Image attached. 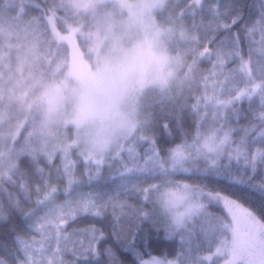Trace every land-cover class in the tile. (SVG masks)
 I'll return each mask as SVG.
<instances>
[{"label": "snow or ice", "instance_id": "1", "mask_svg": "<svg viewBox=\"0 0 264 264\" xmlns=\"http://www.w3.org/2000/svg\"><path fill=\"white\" fill-rule=\"evenodd\" d=\"M0 264H264V0H0Z\"/></svg>", "mask_w": 264, "mask_h": 264}]
</instances>
